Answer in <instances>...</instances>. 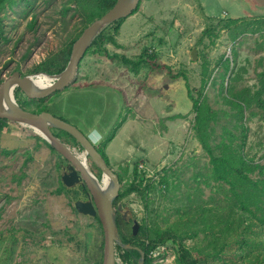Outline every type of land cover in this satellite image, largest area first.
Here are the masks:
<instances>
[{"label": "rangeland", "instance_id": "1", "mask_svg": "<svg viewBox=\"0 0 264 264\" xmlns=\"http://www.w3.org/2000/svg\"><path fill=\"white\" fill-rule=\"evenodd\" d=\"M65 5L71 7L68 21L57 17ZM73 6L68 0L3 2L0 82L14 70L36 73L39 62L63 53L82 26ZM32 15L37 16L36 30L26 27ZM227 18H237L241 30L224 26ZM103 31L114 41L86 51L70 85L43 98H28L15 87L17 103L32 111L45 107L93 139L121 175L119 191L141 178L147 185L144 196L131 192L119 201L126 216L142 225L139 240L144 230L149 238L170 232L201 258L199 264H264L263 224L253 220L248 248L242 243V251L238 243H230L219 222L227 219L219 213L237 208L226 193L228 184L220 189L214 185L209 156L193 128L191 106L201 92L215 110L209 131L215 152V144L223 139L238 146L251 163L264 164L262 109L252 104L239 117L237 107L225 100L228 86L252 91L259 85L264 7L255 0H140L115 32L109 26ZM146 52L152 53L150 61L139 62L134 71L120 58L135 61ZM115 79L128 89V102L113 87ZM38 137L26 125L9 120L0 125V264H100V222L75 210L73 201L83 192L63 184L60 154ZM60 138L81 152L67 136ZM87 160L99 177L100 171ZM162 176L166 182L159 181ZM177 243L162 245L174 257ZM163 256L156 263L173 262ZM117 264L132 263L120 258Z\"/></svg>", "mask_w": 264, "mask_h": 264}, {"label": "trees", "instance_id": "2", "mask_svg": "<svg viewBox=\"0 0 264 264\" xmlns=\"http://www.w3.org/2000/svg\"><path fill=\"white\" fill-rule=\"evenodd\" d=\"M7 1L11 0H0V6L3 4V2ZM114 1L115 0H68V2L74 3L72 10L77 11L75 12V14L79 13L80 15V18L82 20L81 29L73 37H71L69 41L66 42L65 48L64 50H62L63 53L61 55L55 56L53 58L48 57L45 60L39 62V64H37L35 68L36 72L43 71L49 74H53L62 70L67 62L71 44L79 35L83 27H85L94 18L100 16L104 11H106ZM137 7L131 12V14L137 9ZM61 9V11L57 13V17H65V20L68 21L69 19L67 17L69 16L68 12L71 9L70 5H65ZM36 20L37 16H30L29 20L26 23V27L28 29L36 30V28H34ZM122 20L123 18H120L108 24L107 26L110 27V30L112 32H115ZM243 23L244 22H240V24ZM223 24L228 29H231V31L233 29L241 30L237 18H227V20L223 21ZM104 28L94 37L86 51H88L92 47H96V49H103L107 42L114 41L112 34L104 32ZM211 31L212 30L210 28L205 29V32L211 33ZM146 54L147 55H144V53H140L138 59L135 61L130 59L129 57H126V55L120 56V58L125 65L131 67V71H134V69H137L138 64H140L139 62L150 61L147 57L151 58L150 56L152 53L148 54L146 52ZM146 58L147 60H145ZM229 61L230 60L227 58V64ZM150 65L154 68L157 64L155 62H150ZM258 76L259 85L255 90L251 91L248 88H242L235 91L233 86H228L226 89L229 96H225V100L226 102L234 104L237 107L239 117L243 116L245 109L251 110L252 104L258 105L262 109V115L264 116V67L258 71ZM191 106L192 110L194 111L193 128L200 145L209 156L210 163L212 165L211 176L215 182L214 185L216 188L220 189L222 188V185H224L223 183H227L228 187H226V193L228 195L229 192L232 195V198L235 200V207L237 208H231L226 214L219 213L220 216L227 217L226 220H224L223 218L220 219L219 222L224 225L223 229L225 233L227 232L228 237L230 238V243H238V249H241L243 251L242 247L244 244H246V247L248 248L249 237H247V235L252 232L251 227L253 225V220H256L257 224L264 225V164L251 163L245 158L242 150L238 146H233L231 142H226L223 139L215 144V152L209 140V131L211 127L210 120L215 116V110L211 109L210 106L206 103L204 97L201 95V92H199L198 97L192 99ZM43 108L45 107L41 106L35 112L45 110ZM4 120L7 119L0 118V125L3 124ZM242 127H244V125H242ZM54 133L59 137L61 134H63L67 136L71 141H73V143H76L71 135L63 130H58L56 132L54 131ZM38 138L46 143L49 148L53 149L43 138ZM107 138H111V133ZM97 149L108 163L106 155L104 154L102 148L99 146L97 147ZM255 168H258L256 172H254ZM117 175L119 180L121 181V175L118 173ZM159 181L166 182V177L162 176ZM146 188L147 185L142 184L141 178L139 180L131 181L122 190L119 191L118 196L114 200V204L119 202L124 196L128 195L131 192H136L140 196H144V190H146ZM96 219L98 220L97 216ZM115 223L116 231L117 233H119L120 240L122 242L130 244L133 239L134 243L143 251V264H150L148 252L151 248L155 247L158 244L166 243L169 240L177 243V241L174 239L176 238V236L170 232H164L161 235H156L153 238H149L145 230L143 231L144 238L139 240V234L137 233L141 230L142 225H139L137 233L133 235L129 224H127L129 222L126 221L119 214V212L115 214ZM214 225L210 224L211 227H213ZM125 226H128L129 230H127L128 228L126 229ZM176 247L177 248L175 256L173 258V262L170 261L167 264H199L201 258L198 259L193 256V254L187 247L180 243H177ZM117 251L120 255L119 257L126 263L137 264V259L139 257V252L137 250L133 248L124 249L120 246H117Z\"/></svg>", "mask_w": 264, "mask_h": 264}, {"label": "water", "instance_id": "3", "mask_svg": "<svg viewBox=\"0 0 264 264\" xmlns=\"http://www.w3.org/2000/svg\"><path fill=\"white\" fill-rule=\"evenodd\" d=\"M140 0H115L113 4L100 16L89 22L71 44L67 62L62 70L49 74L43 71L22 74L14 70L0 82V118L7 119L22 125L37 129L48 144L58 152L66 161V169L61 175V181L67 187L80 183L86 189L87 199L80 198L73 201L75 210L84 215L97 216L103 235L102 256L100 264H117V246L122 248H133L139 252L137 264H143V251L132 244L122 242L117 235L115 214L122 211L120 202L114 204L120 188V180L117 173L109 166L97 146L75 125L65 121L47 110L38 112L25 109L17 103L13 90L20 89L28 98L46 97L56 91L70 85L76 77L78 65L94 37L108 24L124 18L138 6ZM264 7V0H255ZM194 56V48H192ZM43 73L50 77L51 81L46 86H39L32 81L31 76ZM53 129L67 132L81 148V154L86 161L88 169L83 165L77 152L73 151ZM100 171L96 176L87 159ZM104 178L107 184H104ZM126 211L122 212L125 219ZM139 223L133 219L131 232L137 233Z\"/></svg>", "mask_w": 264, "mask_h": 264}, {"label": "flooded vegetation", "instance_id": "4", "mask_svg": "<svg viewBox=\"0 0 264 264\" xmlns=\"http://www.w3.org/2000/svg\"><path fill=\"white\" fill-rule=\"evenodd\" d=\"M22 75V74H21ZM20 90V89H19ZM24 94V93H23ZM26 99H28V98H26ZM61 156V155H60ZM89 161H91L90 159H89ZM91 163H92V161H91ZM59 169H60V175L64 172V171H68L67 169H66V165H67V161L61 156V162H59ZM73 186H79L80 187V191L81 192H83V194H84V196L82 197V196H78V197H76V199H78V198H80V199H82V200H85V199H87V195H86V190L84 189V187L80 184V183H76L75 185H73ZM116 205V204H115ZM124 210L122 209V211L121 212H119V211H116V213L117 212H119V214L121 215L122 214V212H123ZM122 216V215H121ZM133 219L134 218H131L130 216H125V220L126 221H128L129 222V227L131 228V224H132V221H133ZM117 235H118V237H119V233H117ZM130 244H132V245H134V246H137L135 243H134V240L132 239V241H131V243ZM137 247H139V246H137ZM118 257L120 256L119 254L117 255ZM119 259H120V257L118 258V261H119Z\"/></svg>", "mask_w": 264, "mask_h": 264}, {"label": "bare ground", "instance_id": "5", "mask_svg": "<svg viewBox=\"0 0 264 264\" xmlns=\"http://www.w3.org/2000/svg\"><path fill=\"white\" fill-rule=\"evenodd\" d=\"M31 78H32V81L34 82V83H36L37 85H39V86H46V85H48L49 83H50V81H51V79H50V77L48 76V75H46V74H43V73H37L36 75H34V76H31ZM43 98V97H42ZM34 130V132H36V133H40L37 129H33ZM78 156H79V158H80V160L82 161V163H83V165L88 169V166H87V164H86V161L84 160V157H83V155L81 154V152L79 153V154H77ZM95 166V165H94ZM90 167V166H89ZM103 182H104V184H107V179L106 178H104V180H103ZM122 183V182H121ZM84 187V186H83ZM85 188V187H84ZM122 215V214H121ZM127 249H129V248H127Z\"/></svg>", "mask_w": 264, "mask_h": 264}, {"label": "built area", "instance_id": "6", "mask_svg": "<svg viewBox=\"0 0 264 264\" xmlns=\"http://www.w3.org/2000/svg\"><path fill=\"white\" fill-rule=\"evenodd\" d=\"M166 253L167 256H171L170 254H168V249H166L165 245L162 244H158L155 247L151 248L148 252V257H153V262H155L154 264H158L156 262L162 261L164 256L163 254ZM162 255V256H161ZM161 256V257H159ZM175 256V255H174ZM174 257L171 256V259H173ZM170 261V260H169ZM172 261V260H171Z\"/></svg>", "mask_w": 264, "mask_h": 264}, {"label": "crops", "instance_id": "7", "mask_svg": "<svg viewBox=\"0 0 264 264\" xmlns=\"http://www.w3.org/2000/svg\"><path fill=\"white\" fill-rule=\"evenodd\" d=\"M129 70H130V69H129ZM129 70L127 69L126 71L129 72ZM130 71H131V70H130ZM126 75H127V74H126ZM127 76H128V75H127ZM126 78H128V77H126ZM118 81H119L118 79H115V84L113 83V87L116 89V91L118 92V94H122L124 100L128 102V95H129V93H128V89H127L125 86H123L121 83H119ZM118 83H119V84H118ZM116 84H117V85H116ZM91 140H92V142L94 143V140H93V139H91Z\"/></svg>", "mask_w": 264, "mask_h": 264}]
</instances>
